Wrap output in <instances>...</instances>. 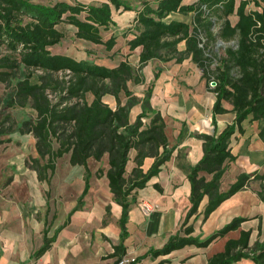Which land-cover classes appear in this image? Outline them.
I'll list each match as a JSON object with an SVG mask.
<instances>
[{
    "label": "trees",
    "instance_id": "trees-1",
    "mask_svg": "<svg viewBox=\"0 0 264 264\" xmlns=\"http://www.w3.org/2000/svg\"><path fill=\"white\" fill-rule=\"evenodd\" d=\"M249 2L240 0L236 5V0H141L140 6L134 7L126 0H103L99 3L0 0V48L3 46L8 50L0 56V80L11 78L23 67L28 70L24 71L23 78L17 77L15 94L8 103L13 105L18 102L22 106L31 104L36 110V117L24 119L18 130L31 132L36 138L39 157L34 161L39 166V176L43 178L42 171L48 169L53 173L55 159L70 153L72 164H82L86 168L84 196L89 190L92 175L88 168L89 159L92 157L100 161L105 155L108 156L106 172L99 167L96 175L99 177L105 173L113 199L122 206L119 219L121 241L108 255L117 257L113 264H118L126 253L123 240L128 235L126 222L135 200L133 191L146 186L172 153L165 118L151 103L154 84L148 86L143 97L135 95L129 86V81L135 84L145 82L143 68L150 60L176 59L182 62L190 57L201 68V78L207 79L210 89L215 92L212 106L215 131L213 134H198L203 139L204 154L188 172L192 205L187 216L197 212L205 196H208V203L204 219L223 200L243 189L251 179L259 178L263 183L264 172H241L227 190H221L227 164L236 158L231 152V138L235 132L244 131V121H259V135L264 140V4L254 0L262 10L247 11ZM113 7L137 11L135 22L129 30L134 36L128 43L130 49L141 47L138 66L128 59L121 60L115 66H107L90 59L52 52L51 47L60 43L65 36L59 27L62 22L74 25L78 38L112 49L117 35L112 33L104 40L101 28L115 25ZM175 13H192V19L168 18ZM233 13L238 17L235 23L229 18ZM220 19L222 24L218 34H215L213 26ZM204 34L207 36L205 42ZM217 36L224 41L236 39L237 43L226 46L223 55L212 53L209 42ZM183 40L185 48L179 50L178 44ZM67 69L71 73L68 78L61 73ZM39 70V81L32 82V71ZM158 76L159 72L155 74L156 78ZM213 81L216 83L211 85ZM49 89L58 93L56 101L49 97ZM122 92L127 97L125 102L121 97ZM89 93L93 95L91 100L88 99ZM106 94L115 97V108L104 100ZM224 101L231 104L230 109L224 105ZM138 103H141L142 111L132 122L130 111ZM228 111L234 113V119L218 131V116ZM144 118L149 119L148 122ZM5 122L6 118L1 126ZM11 131L10 128L0 130L1 133ZM4 141L6 139H0V143ZM54 142L58 143L57 148ZM131 149L137 151L134 158L136 165L127 176L126 166ZM148 156L154 157V161L144 172L141 166ZM40 159L47 161L41 165ZM201 171L211 174V178L206 179L200 174ZM258 194L264 200V185ZM246 219L235 216L204 239L192 236L193 227L188 225L183 235H172L162 248H153L129 264L148 254L156 257L187 244L207 246L228 231L238 228ZM250 234L251 230H241L238 238L228 239L225 249L211 256L207 264H236L243 258L264 264V240L250 245ZM48 246V242H45L35 254L41 255ZM166 261L163 259L157 264H165Z\"/></svg>",
    "mask_w": 264,
    "mask_h": 264
},
{
    "label": "crops",
    "instance_id": "crops-1",
    "mask_svg": "<svg viewBox=\"0 0 264 264\" xmlns=\"http://www.w3.org/2000/svg\"><path fill=\"white\" fill-rule=\"evenodd\" d=\"M122 9V7L118 9L113 7V19L116 22L113 25L115 28L113 32L116 35L120 32L126 35L129 40L131 38L129 36L131 31L129 30H131L130 27L135 22L137 11L131 9L122 12ZM115 10L122 12L118 15L121 17H114ZM178 14H171L168 18L176 17ZM118 18L122 20H118ZM126 30L129 32L125 33ZM132 35L134 36V34ZM127 47L129 50L123 53L124 56L114 66L121 60L130 59L131 54L128 55V53L133 51L137 53L139 60L141 47L130 49L129 43ZM157 72H159L160 76L161 70ZM159 76L157 78L154 76L146 87L147 89L150 84H154V89L159 92L155 93L153 89L151 97L152 106L158 110L160 109L156 107L155 101H160L162 98V103H167L171 97V92H168L170 86H163ZM144 83H146V78ZM145 90L143 93L140 92V94L133 91L135 95L143 97ZM106 95L109 98H104V100L115 108V97L112 94ZM141 111V103L134 105L130 111V120L132 122L135 121ZM164 118L169 147L172 149V153L170 158L161 165L159 173L152 176L146 186L133 191L135 200L130 206L126 222L128 235L123 240L126 247L124 257L135 259L144 256L153 248H162L172 235L176 233L183 235L184 229L188 225L193 227L192 236L204 239L214 231L222 228L235 216H244L247 219L241 222L238 228L228 231L207 246L187 244L170 253L156 257L148 254L133 264H157L163 259L167 260L165 264H207L211 256L225 249L228 239L238 238L241 230H251L250 245H253L257 240L263 241L264 200L261 199L258 191L264 185V181L263 183L261 181L259 187L254 188L253 179H251L243 189L236 191L223 200L204 219V210L208 203V196H205L197 212L187 216L192 205L190 201L191 183L188 178V172L191 166L195 165L204 154L203 139L198 134H213L215 127L210 132V130L199 127L200 125L206 127L204 125L205 120L193 123L192 119L187 116H176L170 121L166 116ZM218 120L219 117L217 119V128L218 131H221L228 123L222 129H219ZM243 125L244 131L235 132L231 138V152L236 158L227 164V169L221 181V190H227L241 172H264V140L259 135L260 123L255 120L248 124L243 123ZM3 139H6V141L2 142L3 144L0 146V264H113L117 257H109L108 255L114 251V246L121 241L122 228L119 219L122 214V206L113 199V193L105 173L99 177L97 176V179H102L104 190H108L110 197L108 198L107 195V202L98 200L94 207H90L87 196L90 193L93 194L98 186V182L95 185L91 183V178L95 171H92L91 164L88 161V168H90L92 173L90 187L88 192L82 196L85 188L86 168L82 164H72L70 162L72 166H77V170H74L77 175L74 178L77 185L75 190L77 198L65 211L61 209L57 216L54 213L50 218L48 215L50 210V201L47 194L49 191L48 182L51 181V175L55 170L53 173L50 171V174L42 172L44 177L41 178L38 164L34 161L26 162L27 154L25 155V153L27 148L25 149L24 147V142L26 141L33 146V158L37 157L35 156V151L38 154L35 136L31 132L19 131L18 136H13L10 133L7 138ZM15 140L21 141L22 144H15ZM11 143L21 148H17ZM136 152V149H131L130 151V159L126 166L127 176L136 165L134 160ZM153 161L154 157L148 156L144 159L141 166L144 172L149 169ZM232 166L235 169L236 177L227 181L225 186L223 180ZM106 169L104 172H106ZM200 174L204 175L206 179L211 178V174L207 172L201 171ZM67 179V186H69L72 184V178L68 177ZM145 203L151 204L153 209L147 211ZM77 206L78 209L74 210ZM106 206L111 211L110 214L105 209ZM91 224L95 225L99 230L101 238L99 245L107 247V252L102 253L101 257L94 261H87L85 257H79L75 261L69 259L70 252L62 253L61 250L76 248L78 245L81 246L86 241L83 234ZM260 224L261 228H259ZM45 242H48V248L41 255H36V251ZM243 259L236 264H242Z\"/></svg>",
    "mask_w": 264,
    "mask_h": 264
},
{
    "label": "rangeland",
    "instance_id": "rangeland-1",
    "mask_svg": "<svg viewBox=\"0 0 264 264\" xmlns=\"http://www.w3.org/2000/svg\"><path fill=\"white\" fill-rule=\"evenodd\" d=\"M37 2H43V3H51L54 2V0H35ZM71 3H74L76 1L83 2V3H99L103 0H67ZM129 1L134 7L140 6L141 0H126ZM249 4L247 5V11L250 10H262V7L259 5H256L254 3V0H249ZM260 1L262 4H264L263 0H257ZM240 0H236V5H238ZM134 10V9H133ZM126 10L122 9V12ZM129 11V10H127ZM121 11L117 12L114 11V17H121L118 16L122 13ZM124 16V15H122ZM176 16V15H175ZM176 17L180 18H186L188 20L192 19V13H189L187 15L178 14ZM230 20L232 23H235L237 20L236 13H233L229 15ZM118 20H122L121 18H118ZM124 20V19H123ZM222 24V19L217 20L213 26V32L215 34H218L220 27ZM63 29L65 36L62 39V41L58 44L53 45L52 51L57 53H63L70 55L72 57H75L77 59H90L93 60L96 63L107 65V66H114L115 63L119 61L121 57L124 56V52H127L129 48L127 47L128 44V38L126 35L122 33H118V40L114 47L112 49H107L104 44L100 43H94L92 41L78 38L75 35L76 27L72 24H69L68 22H62L59 26ZM127 27V26H126ZM115 28L113 25H110L109 28H101V32L103 35L104 40L108 39L112 33H115L113 31ZM133 32L129 34L130 37H133ZM206 35H203V42L206 41ZM237 41L236 39H232L229 41H224L218 36L215 38L210 39L209 42V48L211 49L212 53H217L218 55H223L225 52V47L228 45H236ZM179 50H182L185 48V41H181L178 44ZM208 48V49H209ZM117 50V51H114ZM209 51V50H208ZM8 52L7 49H5L3 46L0 48V56L3 54H6ZM130 55V59H128L134 66H138L139 60L138 55L135 51L128 53ZM215 63L212 64L214 66ZM161 70L160 73V81H162L163 86H170V89L168 92H171V97L167 101V103H162V98L160 101L156 102V107L160 109L162 114L168 118V120H172L173 118H176V116H187L192 119L193 123H199L201 120L202 122L206 119L209 120V126H202L200 125V128H203L205 130H214V126L211 123V111H212V104L215 99V92L212 91L207 83V79L201 78L202 70L200 67H198L190 57H187L182 62H177L175 59H171L169 61H163L161 59H153L148 62V64L143 68L146 83L144 84H135L133 81H129V86L132 88L135 93L140 94V92H144L147 85L150 83V81L155 76V73ZM28 72L27 69L24 67L20 70H17L14 75L11 76V78L7 80H0V130L3 129H12L10 133L13 134V136H18L19 131L18 126L21 124V122L24 121L26 118L33 119L36 117V110L31 107V104H27L25 106H22L18 102H15V104L11 105L8 103L9 99L15 94V88L17 83V77L23 78V73ZM64 74V72H61ZM62 74H59V76H63ZM40 71H32L31 75V81L32 82H38ZM159 81V79H158ZM213 85V84H211ZM173 86V87H172ZM165 88V87H164ZM155 93L157 92V89L155 90ZM158 91H160L158 89ZM49 97L56 101L58 99L56 91L49 89L48 90ZM92 94H88V99L91 100ZM122 100L124 101L126 99L125 94L122 92L121 94ZM104 98L108 99L109 96ZM161 102V103H160ZM224 105L227 108H231V104L227 101H224ZM194 116V117H193ZM234 113L232 111H228L226 113L220 114L219 120H218V126L219 129H222L227 123L231 122L233 119ZM6 122L1 126V122L5 120ZM145 122H148L149 119L144 118ZM250 121L245 120L244 124H248ZM10 133H1L0 132V139L7 138V135H10ZM15 139V138H14ZM13 139V140H14ZM25 141V140H24ZM15 144H22L21 141L14 142ZM3 143H0V146ZM12 145L19 148L20 146L15 145L11 143ZM33 144V143H31ZM25 145V146H24ZM24 147L26 149L27 157L26 162L30 163L31 161H34L33 158V151L30 144H28V141L24 142ZM22 146V147H23ZM54 147H58V143L54 142ZM21 148V147H20ZM35 156L39 157L37 152L35 151ZM70 153L64 154L62 157H59L55 159V172L51 175V181H49V191L47 192L48 198L50 201V210H49V217L51 218L53 214L55 213L56 216L59 214L60 210L64 209L66 210L67 207L72 204L75 199L77 198V193H75L77 189L76 181L74 178H76V174L74 170H77V166H72L70 164ZM30 161V162H29ZM47 159H40V164L42 165L45 163ZM35 162V161H34ZM89 162L91 164L92 171L94 174L91 178V183L95 185V183L98 182V186L96 188V191L90 195L88 194L87 198L89 200L90 207H94L96 205V201H104L107 202L108 198L110 197L108 194V190H104V185L102 183V179H97L96 175V169L100 166L102 170H105L108 166V156L105 155L102 160L97 161L94 158H90ZM46 174H50V170L42 171ZM235 169L232 166L228 173L225 175V179L223 180V184L226 186V182L230 179L235 178ZM68 177H71L72 184L67 186L68 183ZM261 184V179H255L253 178V187H259ZM108 195V198H107ZM97 197V199H96ZM93 202V203H92ZM107 207V206H106ZM105 209L108 214H110V210L108 207ZM99 230L95 227V225L91 224L88 227V230L83 234L84 238L86 239L85 242L82 243L81 246H77L76 248H70L61 250L62 253L64 252H70V255L68 256L69 259L75 261L78 260L79 257H85L87 261H94L98 260L102 253L107 252L108 248L104 246H100L99 243L101 241ZM242 264H256L251 259H243Z\"/></svg>",
    "mask_w": 264,
    "mask_h": 264
},
{
    "label": "built area",
    "instance_id": "built-area-1",
    "mask_svg": "<svg viewBox=\"0 0 264 264\" xmlns=\"http://www.w3.org/2000/svg\"><path fill=\"white\" fill-rule=\"evenodd\" d=\"M40 71V70H39ZM41 72V71H40ZM65 76L68 78L70 76V70H65L64 71ZM212 84V83H211ZM145 208L147 211H151L153 209V206L149 203H145ZM133 259L131 258H127V257H123L121 260H119L118 264H129L130 261H132Z\"/></svg>",
    "mask_w": 264,
    "mask_h": 264
},
{
    "label": "bare ground",
    "instance_id": "bare-ground-1",
    "mask_svg": "<svg viewBox=\"0 0 264 264\" xmlns=\"http://www.w3.org/2000/svg\"><path fill=\"white\" fill-rule=\"evenodd\" d=\"M204 125H205V126H209V120H208V119H206V120L204 121Z\"/></svg>",
    "mask_w": 264,
    "mask_h": 264
},
{
    "label": "water",
    "instance_id": "water-1",
    "mask_svg": "<svg viewBox=\"0 0 264 264\" xmlns=\"http://www.w3.org/2000/svg\"><path fill=\"white\" fill-rule=\"evenodd\" d=\"M215 83H216L215 81L212 82L213 85H214Z\"/></svg>",
    "mask_w": 264,
    "mask_h": 264
}]
</instances>
